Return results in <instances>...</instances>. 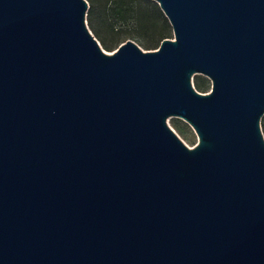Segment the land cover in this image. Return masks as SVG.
Here are the masks:
<instances>
[{"label": "water", "instance_id": "obj_1", "mask_svg": "<svg viewBox=\"0 0 264 264\" xmlns=\"http://www.w3.org/2000/svg\"><path fill=\"white\" fill-rule=\"evenodd\" d=\"M155 1L174 37L107 50L0 0V264H264V0Z\"/></svg>", "mask_w": 264, "mask_h": 264}, {"label": "trees", "instance_id": "obj_2", "mask_svg": "<svg viewBox=\"0 0 264 264\" xmlns=\"http://www.w3.org/2000/svg\"><path fill=\"white\" fill-rule=\"evenodd\" d=\"M90 7L88 9V25L107 50L117 48L115 44L120 41L113 37L110 41L105 38L98 29V23H102L108 32L115 35L116 25L125 24L131 20L136 21L137 28L141 26L142 30L149 35L148 43L145 45L148 49L157 48L162 40L171 37V23L159 3L155 0H88ZM118 31V30H116ZM115 32V33H114ZM196 80L198 90L206 92L209 85L206 81H200L199 76ZM262 130L264 132V115L261 118Z\"/></svg>", "mask_w": 264, "mask_h": 264}, {"label": "rangeland", "instance_id": "obj_3", "mask_svg": "<svg viewBox=\"0 0 264 264\" xmlns=\"http://www.w3.org/2000/svg\"><path fill=\"white\" fill-rule=\"evenodd\" d=\"M142 4L145 5L146 2L144 0H142ZM135 22L136 21L131 20V21L125 23V24H120V25L117 24L116 25V29H115L116 33L114 32L115 35L113 34V32H108L107 28L102 23H98L97 26H98V29L100 30L101 34L105 38H107V40L110 41L114 36L117 37V39L120 40V41H118L117 44H115V47L119 46L122 42L126 41L127 39H132L135 42H137L142 48L148 49V48H146L145 45L148 43V39H149L150 36L147 35L141 29L142 28L141 26H139L137 28V25H136ZM116 30H118V31H116ZM169 35H171V37H174V32H173L172 25H171V30H170V34ZM195 76H199L198 78H199L200 81H206L207 84L209 85V90L211 89V80L207 76H205L204 74H196ZM195 76L193 78V84L197 88V86H196L197 77H195ZM168 123H169V125L172 128H174V130L179 134V136L184 140V142L187 145L194 146L198 142V136H197L195 130L182 117L171 116V117L168 118Z\"/></svg>", "mask_w": 264, "mask_h": 264}, {"label": "bare ground", "instance_id": "obj_4", "mask_svg": "<svg viewBox=\"0 0 264 264\" xmlns=\"http://www.w3.org/2000/svg\"><path fill=\"white\" fill-rule=\"evenodd\" d=\"M212 91V90H211Z\"/></svg>", "mask_w": 264, "mask_h": 264}]
</instances>
